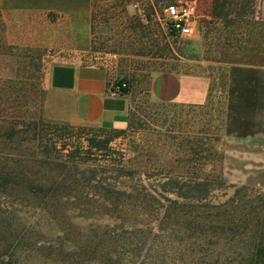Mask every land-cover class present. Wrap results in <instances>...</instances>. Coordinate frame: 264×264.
<instances>
[{
    "label": "rangeland",
    "instance_id": "rangeland-1",
    "mask_svg": "<svg viewBox=\"0 0 264 264\" xmlns=\"http://www.w3.org/2000/svg\"><path fill=\"white\" fill-rule=\"evenodd\" d=\"M2 1L0 130L8 129L2 127L6 122L15 123L21 131L20 139L24 138L38 154L39 125L52 122L44 113L51 66L64 60L96 65L104 69L112 81L128 82L131 109L136 114L131 127L129 124L124 129L76 126L84 130L57 143L50 135L47 138L53 140L48 150L53 157L69 156L76 163L86 162L91 167L113 159L133 167L143 179L145 173L156 175L160 170L186 175L197 169L195 162L187 163L193 158L189 152L192 144L188 141H191L198 147L197 157L207 158L205 166L196 170L198 175L220 177L226 183L214 192L217 203L229 200L236 189L242 187L246 192L264 195V164H243L232 155L241 147H235L229 137L235 136L236 130L241 135L246 133L243 125L232 122L226 104L229 71L239 64L233 63L232 57L221 55L224 33L221 22L211 15L214 0H97L94 9L92 7V46L85 54L37 45L34 35L37 30H43V22L36 26L25 16L19 15L21 19H17V15L3 12ZM242 3L247 17L255 21L263 19V0H243ZM170 6H183L188 11V26L194 29V36L172 31V21L166 16ZM162 72L208 79L210 96L206 104H165L155 100L152 81ZM53 143L58 150L53 148ZM97 146L107 150L99 152ZM82 170L85 168L80 167L79 171ZM242 175L247 178H238ZM113 176L107 174V177ZM156 178L149 183L154 184ZM24 191L16 188L0 193V264H49L42 256L23 249L21 237L25 229L35 232L36 237L52 240L57 239L63 225L73 232L75 228L86 230L95 223H116L106 218L107 214L96 216L97 221L92 222L85 218L86 212L69 208L62 221L50 219L24 202ZM126 217L122 220L134 223L135 214ZM69 237L74 239L75 235ZM156 245L161 251L157 264H216L223 263L227 256L221 248L203 246L192 253L188 244L173 239H162Z\"/></svg>",
    "mask_w": 264,
    "mask_h": 264
},
{
    "label": "trees",
    "instance_id": "trees-1",
    "mask_svg": "<svg viewBox=\"0 0 264 264\" xmlns=\"http://www.w3.org/2000/svg\"><path fill=\"white\" fill-rule=\"evenodd\" d=\"M242 1L212 3L211 15L223 26L221 55L232 57L236 64L264 67V12L260 21L247 17ZM96 2L92 0L93 9ZM117 83L123 94H129L126 80ZM135 115L131 109L130 127ZM2 127L8 129L0 130V193L25 189L24 202L50 219L62 221L69 208L86 212L85 218L92 222L101 214L116 222L95 223L73 232L63 225L57 239L52 240L36 237L35 232L25 229L21 237L23 249L42 256L45 262L157 264L161 251L156 244L173 239L188 244L192 253L202 246L223 249L226 260L216 264H264V195L246 192L242 187L229 200L217 203L214 192L226 183L220 177L198 175L196 170L205 166L207 158L197 157L194 142L188 141L193 158L187 163L195 162V171L175 175L160 170L156 175L145 173L143 179L136 169L113 159L91 167L69 156L53 157L48 150L53 139L48 136L57 143L84 130L70 123L42 122L38 154L24 138L20 139L21 131L15 123L6 122ZM56 143L53 148L58 150ZM97 149L107 150L103 146ZM80 167L85 170L79 171ZM154 177L155 183H149ZM129 212L135 214L134 223L122 220L133 215ZM10 236L14 237L11 232Z\"/></svg>",
    "mask_w": 264,
    "mask_h": 264
},
{
    "label": "crops",
    "instance_id": "crops-1",
    "mask_svg": "<svg viewBox=\"0 0 264 264\" xmlns=\"http://www.w3.org/2000/svg\"><path fill=\"white\" fill-rule=\"evenodd\" d=\"M2 10L17 15V19L25 16L36 26L43 22L44 31L37 30L34 35L37 45L76 54L91 49L92 0H3ZM114 84L96 65L56 62L47 76L45 116L73 126L124 129L131 101L128 94L112 96ZM151 92L155 100L165 104L203 106L210 96V82L199 76L162 72L154 76ZM226 104L232 122L243 125L246 132L241 135L236 130V135L229 137L235 147H241L232 155L243 164H264V67L233 65Z\"/></svg>",
    "mask_w": 264,
    "mask_h": 264
},
{
    "label": "built area",
    "instance_id": "built-area-1",
    "mask_svg": "<svg viewBox=\"0 0 264 264\" xmlns=\"http://www.w3.org/2000/svg\"><path fill=\"white\" fill-rule=\"evenodd\" d=\"M166 16L172 21L171 24V29L176 30L178 33H180L181 35H185V36H194L193 32L194 29H191V27H189V18H190V14L188 13L187 10H185L183 8V6H170L166 9ZM120 93H123V90L121 88V86L115 82L114 86H113V91H111V95L112 96H116Z\"/></svg>",
    "mask_w": 264,
    "mask_h": 264
}]
</instances>
